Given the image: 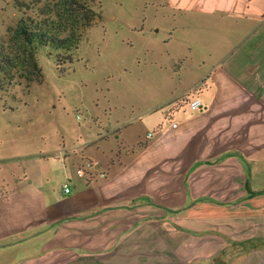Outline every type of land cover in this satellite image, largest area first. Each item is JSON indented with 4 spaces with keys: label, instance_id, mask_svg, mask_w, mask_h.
Here are the masks:
<instances>
[{
    "label": "crops",
    "instance_id": "0c3cea01",
    "mask_svg": "<svg viewBox=\"0 0 264 264\" xmlns=\"http://www.w3.org/2000/svg\"><path fill=\"white\" fill-rule=\"evenodd\" d=\"M117 1L133 3L126 30L163 38L107 74L106 94L115 84L145 88L149 69L168 84L147 108L102 107L100 84L66 123L53 99L36 111L0 97V264H132L147 251L160 258L162 244L181 252L179 238L186 260L200 225L264 226V0ZM193 97L199 111L187 105ZM82 157L107 179L78 178ZM210 210L232 220L209 221ZM223 251L200 246L191 264ZM252 256L247 264H264V254Z\"/></svg>",
    "mask_w": 264,
    "mask_h": 264
},
{
    "label": "rangeland",
    "instance_id": "374dc122",
    "mask_svg": "<svg viewBox=\"0 0 264 264\" xmlns=\"http://www.w3.org/2000/svg\"><path fill=\"white\" fill-rule=\"evenodd\" d=\"M56 2L57 0H0V41L6 43L10 41L13 29L19 20L26 17L39 18L42 17L41 14L48 15ZM96 2L100 5L102 18L83 32L78 48L73 53L74 63L67 68L66 75H59L53 60L48 57V49L39 50L38 63L44 75L42 83H33L27 89L25 83L21 82L19 85L0 92V97L5 103L17 101L21 103L25 100L29 109L37 111L51 106L53 99V104L56 106L54 113L63 115L64 123H66L65 115L68 114L71 121L75 119L78 112L76 109H79L80 105L91 104V98L98 91L97 87L107 74L115 76L122 74L124 67L132 65L145 47H156L159 45L158 42H161L163 32L147 31L143 35L137 32L133 34L126 30L124 25L128 22L132 23L129 12L130 8H133V3L121 9L117 0H96ZM157 10V7L145 10L148 24H155L156 20L152 19L151 15ZM161 13L166 17L167 10L161 9ZM117 14L119 16L114 19ZM127 38L131 39L132 46L122 43ZM149 59H151L150 55ZM143 81L145 83L143 89L115 84L111 90L114 96L107 95L105 83L101 84L99 89L102 93L97 99L100 100L102 107L106 105V100L114 99L113 102L120 106L138 104L147 108L151 104L150 99L155 98L157 90L168 84L167 75L156 77L155 71L149 69ZM207 215L205 219L223 223L226 220L231 221L233 217L231 212L216 210H210ZM199 227L197 228L199 230L192 231L191 245L186 247V252H188L186 260L183 256L185 249L181 245L183 238H179L175 242L180 241L181 252L175 254L174 242L167 245L162 244L160 258L155 256V251H147L141 259L132 260V264H191L190 260L200 246L208 247L209 251L214 252L217 247L224 245L223 254L209 256L207 264H247L249 263L247 257L253 255L252 257L255 258L257 255L264 254V226L245 231L231 230L226 227L218 228L215 223ZM201 237L203 239H200ZM174 255H180L181 258L175 259Z\"/></svg>",
    "mask_w": 264,
    "mask_h": 264
},
{
    "label": "trees",
    "instance_id": "16d2710c",
    "mask_svg": "<svg viewBox=\"0 0 264 264\" xmlns=\"http://www.w3.org/2000/svg\"><path fill=\"white\" fill-rule=\"evenodd\" d=\"M41 16L22 18L10 41H0V92L21 82L27 89L42 83L39 50L48 49L59 75H66L83 32L101 19L102 13L96 0H57L49 14Z\"/></svg>",
    "mask_w": 264,
    "mask_h": 264
},
{
    "label": "built area",
    "instance_id": "2783aa9c",
    "mask_svg": "<svg viewBox=\"0 0 264 264\" xmlns=\"http://www.w3.org/2000/svg\"><path fill=\"white\" fill-rule=\"evenodd\" d=\"M187 105L191 111H199L202 107L200 99L196 97L188 99ZM173 126L175 127L176 124H173ZM153 137V131H149L146 135L147 140H151ZM75 175L78 178L84 179L86 182L105 180L108 177L107 172L99 169L97 161L87 157L80 159L75 167ZM63 191L65 194H68L71 192V189L67 185H64Z\"/></svg>",
    "mask_w": 264,
    "mask_h": 264
},
{
    "label": "water",
    "instance_id": "95a60500",
    "mask_svg": "<svg viewBox=\"0 0 264 264\" xmlns=\"http://www.w3.org/2000/svg\"><path fill=\"white\" fill-rule=\"evenodd\" d=\"M173 212H176V211H173Z\"/></svg>",
    "mask_w": 264,
    "mask_h": 264
}]
</instances>
